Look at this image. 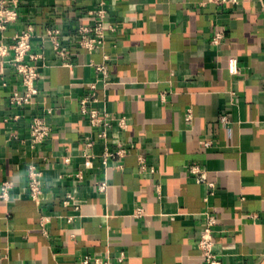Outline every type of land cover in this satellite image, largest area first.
<instances>
[{
  "label": "crops",
  "instance_id": "0c3cea01",
  "mask_svg": "<svg viewBox=\"0 0 264 264\" xmlns=\"http://www.w3.org/2000/svg\"><path fill=\"white\" fill-rule=\"evenodd\" d=\"M18 1L5 42L32 26L43 58L39 94L23 108L9 104L20 78L0 59V187L12 186L8 201L0 198V264H80L84 256L203 264L204 213L216 218L222 264H264V0H107L104 43L91 53L79 47L78 29L94 26L88 12L99 0ZM48 29L60 31L66 59ZM93 63L106 65V81ZM94 83L97 108L126 123L113 122L106 139L80 112ZM34 116L52 132L33 148ZM119 148L124 157L103 159ZM29 165L44 174L40 207L28 193ZM194 166L212 191L195 181ZM68 195L77 210L63 205Z\"/></svg>",
  "mask_w": 264,
  "mask_h": 264
},
{
  "label": "built area",
  "instance_id": "2783aa9c",
  "mask_svg": "<svg viewBox=\"0 0 264 264\" xmlns=\"http://www.w3.org/2000/svg\"><path fill=\"white\" fill-rule=\"evenodd\" d=\"M107 0H99L100 8L98 10L89 11L88 15L94 17L95 24L93 27H87L80 23L78 29L79 39L78 45L83 50L93 52L98 48H101L104 43L105 26L104 21L107 17L105 10ZM211 3H226L232 2L229 0H209ZM19 1L18 0H0V59L8 63L13 69L15 74L20 78L21 91L13 92L9 97V104L16 108H23L30 106L34 103L35 98L39 94L38 81L40 78L38 71V62L42 60L43 55L41 53H35L32 49V40L34 39L35 30L32 26H27L21 31L17 32L10 38V42H5V32L14 24L19 17L18 13ZM110 30L113 31V28ZM45 38L50 41L57 54L66 59V53L61 49L60 43V31L58 29H48L45 34ZM219 42V37H215L212 41L213 44ZM99 80L106 81L108 78L107 67L104 63L92 64ZM99 102L96 92V84L89 86V93L80 101V112L82 115L89 119L92 127L99 128L100 132L98 137L106 139V131L111 127L112 123L116 121L118 126L125 129L126 123L124 119H114L113 116L100 111L97 108ZM51 109L46 110V114H50ZM16 119L18 117H15ZM187 119H190L188 115ZM225 121V118L221 119ZM52 129L46 123L45 119L40 116L32 117L30 121L29 129V142L31 147H36L43 144L51 136ZM92 147V142L85 143V150L83 151V158L85 159V168L90 169L92 167L95 156L89 153L88 149ZM127 154V151L123 148H119L115 153H104L103 159L107 157L122 158ZM46 161V158H43ZM64 163L69 164L70 158H64ZM140 168L144 169L143 159H139ZM190 173L194 176L195 181L199 184H205L210 191L214 189V184L210 183L207 179L206 173L199 167H191ZM43 171L35 165H29L27 169L28 179V193L30 199L37 205L41 206L45 199L43 191ZM78 180L83 179L81 172L75 175ZM11 184L9 182H3L0 187V198L3 201H8L9 193L11 190ZM105 189V183L98 185V190L103 192ZM64 206H74V209H78L79 206L74 200V197L68 195L63 201ZM140 214V213H138ZM204 221L199 240L197 242V250L199 257L203 264H222L215 251L214 241V227L216 225V218L209 213H204ZM47 223V218H41V226L44 227ZM122 255L119 260H122ZM80 264H110L107 259L95 256H84Z\"/></svg>",
  "mask_w": 264,
  "mask_h": 264
}]
</instances>
